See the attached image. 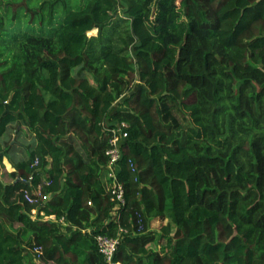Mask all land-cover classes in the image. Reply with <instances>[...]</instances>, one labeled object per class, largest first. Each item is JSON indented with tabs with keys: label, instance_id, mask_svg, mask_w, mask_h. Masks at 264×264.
Instances as JSON below:
<instances>
[{
	"label": "trees",
	"instance_id": "1",
	"mask_svg": "<svg viewBox=\"0 0 264 264\" xmlns=\"http://www.w3.org/2000/svg\"><path fill=\"white\" fill-rule=\"evenodd\" d=\"M97 233L123 264H264V0H0V264H107Z\"/></svg>",
	"mask_w": 264,
	"mask_h": 264
},
{
	"label": "built area",
	"instance_id": "2",
	"mask_svg": "<svg viewBox=\"0 0 264 264\" xmlns=\"http://www.w3.org/2000/svg\"><path fill=\"white\" fill-rule=\"evenodd\" d=\"M128 123L121 121L117 123V126L111 128V135L108 140V147L105 150V154L108 158L106 164V179H108L107 187L110 194V200L114 203L113 208L110 212L111 216L117 214L118 209L125 202V191L123 184L117 179L118 172V161L121 158V146L123 140L127 136ZM34 165L37 164V159L34 160ZM26 199L32 202V198L26 195ZM37 210L32 209L33 216L36 215ZM40 215H44L46 219L56 220L60 223H65L63 217H56L54 214L45 215L43 211H39ZM124 228H120V232H125ZM95 242L97 244L98 252L102 254L105 262L107 264H123L120 261L114 259L118 245L120 243V234L118 236L112 237L105 234L97 233L94 235ZM33 253L36 257L41 253L40 246L35 245L33 247Z\"/></svg>",
	"mask_w": 264,
	"mask_h": 264
},
{
	"label": "rangeland",
	"instance_id": "3",
	"mask_svg": "<svg viewBox=\"0 0 264 264\" xmlns=\"http://www.w3.org/2000/svg\"><path fill=\"white\" fill-rule=\"evenodd\" d=\"M96 33V30H92V31H90L88 34L89 35H93V34H95ZM14 133H17V132H15V131H13V129H11L10 131H9V135L7 136V138L9 139V141H11L12 139H13V135H14ZM20 133H27L26 131H25V129H23ZM15 140L16 141H18L20 144H18L20 147H22V148H16V146L15 147H13L14 149L13 150H11V154L10 155H12L14 158H18V159H21L22 157H24L25 156V146L23 145V143L24 144H26L27 142H28V138L27 137H25V136H23L22 134H19L16 138H15ZM22 142V143H21ZM153 222L151 223V229H158L159 227H160V225H162L163 223H165V220H160L159 218H154L153 220H152ZM152 246V245H151Z\"/></svg>",
	"mask_w": 264,
	"mask_h": 264
},
{
	"label": "crops",
	"instance_id": "4",
	"mask_svg": "<svg viewBox=\"0 0 264 264\" xmlns=\"http://www.w3.org/2000/svg\"><path fill=\"white\" fill-rule=\"evenodd\" d=\"M20 134H22L23 136H25L26 137V134L25 133H20ZM18 136V133H14V135H13V139L10 141V142H14L15 141V138ZM28 138V142L26 143V144H24L23 143V145H28V144H30V143H32V137H30V136H28L27 137ZM22 143V142H21ZM20 144V143H19ZM20 146L17 144L16 145V148H19ZM20 148H22V147H20ZM14 148H12V150H13ZM11 154V153H10ZM5 155V156H3V160H2V163H3V167H4V169L6 170V171H8V172H10V171H13L14 170V166H13V164L11 163V161H10V157H12V159L13 160H19L18 158H14L12 155ZM10 156V157H9ZM153 222V221H152ZM151 222V223H152Z\"/></svg>",
	"mask_w": 264,
	"mask_h": 264
}]
</instances>
